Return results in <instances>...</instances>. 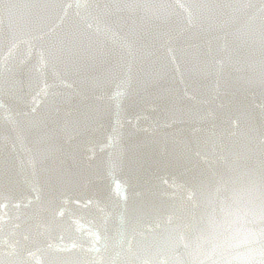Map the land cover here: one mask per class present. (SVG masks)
Instances as JSON below:
<instances>
[{
    "label": "water",
    "instance_id": "95a60500",
    "mask_svg": "<svg viewBox=\"0 0 264 264\" xmlns=\"http://www.w3.org/2000/svg\"><path fill=\"white\" fill-rule=\"evenodd\" d=\"M0 264H264V0H0Z\"/></svg>",
    "mask_w": 264,
    "mask_h": 264
}]
</instances>
